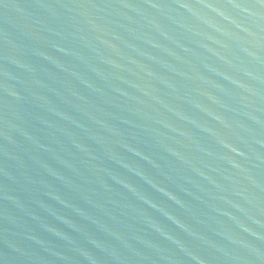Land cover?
<instances>
[{
  "label": "water",
  "instance_id": "water-1",
  "mask_svg": "<svg viewBox=\"0 0 264 264\" xmlns=\"http://www.w3.org/2000/svg\"><path fill=\"white\" fill-rule=\"evenodd\" d=\"M0 264H264V0H0Z\"/></svg>",
  "mask_w": 264,
  "mask_h": 264
}]
</instances>
